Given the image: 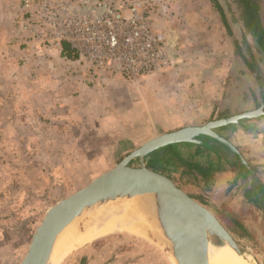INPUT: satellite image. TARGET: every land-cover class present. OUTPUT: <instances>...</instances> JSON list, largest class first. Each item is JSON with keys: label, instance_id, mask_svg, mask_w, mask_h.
Listing matches in <instances>:
<instances>
[{"label": "rangeland", "instance_id": "obj_1", "mask_svg": "<svg viewBox=\"0 0 264 264\" xmlns=\"http://www.w3.org/2000/svg\"><path fill=\"white\" fill-rule=\"evenodd\" d=\"M159 3L160 5L156 4V10L152 16V26L155 32L167 36L172 57L179 58L181 55V52H178V46H185L182 36L185 32L182 30H186L187 26L191 27L186 21L171 20L172 16L177 13L183 15L201 13L214 16L207 21L208 25L203 32L209 34L212 30H225L228 37L227 45L233 46L235 56L241 62L242 78L246 77L245 71H247L253 85L244 98L245 102L252 100L253 107L247 110L244 105L241 111L237 110L236 113L258 108L264 101L262 99L264 87L261 88L257 73L247 66L244 57L253 63L257 59L256 66L259 71L264 70V63L259 59L261 57L252 36L245 35L243 31L235 0H216V2L213 0H161ZM216 3L222 8L223 13L220 12ZM21 5L22 0H0V43L5 48L12 43L14 18L17 14L24 13ZM261 17L264 23V0H261ZM191 23L190 20L189 24ZM201 24L203 23L199 22L197 26ZM178 29L182 31L181 35L177 33ZM196 30L200 32V29L196 28ZM219 35L220 33L216 36ZM203 38L199 36L197 43H200ZM190 42H192L191 39ZM245 43L251 45V50H247ZM209 44L206 41L201 44L202 49L205 50L201 53L204 57L211 55L207 51L208 47H211ZM227 51L226 48L223 53L227 55ZM12 56L18 59V56ZM34 60L38 62L33 63ZM69 60L61 52L37 54L24 51L23 57L15 61L20 69L10 67L3 69L1 78L8 81V84L3 85L2 88H9L12 91L15 88L16 92H24L33 86L41 88L43 87L40 80L42 79L41 62L64 63L65 65L62 64L63 68L60 67V69L69 73L70 70L66 69ZM207 60L209 62L207 68H211L213 63L211 59ZM238 65L236 59V66L234 65L236 72ZM171 66L136 79L120 75L110 76V79L116 81L113 85L111 83L105 85L104 93L91 97L90 94L85 96L78 90L76 101L57 97L61 96V92L66 91L64 85L68 77L64 76L49 89L50 96L43 98L38 94V98L30 102L35 106L34 111L22 109L16 116L1 118L0 264H20L27 253L36 228L50 207L115 166L144 142L168 132L170 128L203 125L210 120L222 118L208 117L198 118V121L195 119L187 121V118L181 116H174L172 117L174 119H171L167 116L168 114L162 115L165 112V101L154 102V97L160 93H166V88L171 87L170 84H162L165 81L169 82L170 76L174 77L168 70ZM71 67L76 79H79L81 74L88 75L90 72L86 64H79L78 61H73ZM35 68H39L38 73ZM161 73L168 74L167 78L154 81L153 78ZM50 77L53 79L52 76ZM30 78H34V81H28ZM248 78L246 81L249 80ZM97 84L99 83L93 82L90 85L93 87ZM112 95L118 97L114 99L110 97ZM47 101L50 105L48 114L43 110V104ZM25 104L21 101L22 107ZM157 105L161 111L157 110ZM170 119L175 125L168 123ZM205 140L209 144H216L210 139ZM171 157L173 155L168 147H164L146 156L144 163L167 173L172 170L179 171L180 167L187 169L183 162L177 163ZM133 163L138 166L139 159L134 160ZM239 164H241L240 161ZM171 175L178 179L175 172ZM185 181L175 182L183 189H188ZM261 206L259 203L256 211L249 212L245 216V221H241V226H237L235 221H228L219 212L213 211L238 243L241 254L251 264H264V210ZM60 264H175V262L165 240L152 234L150 237H144L121 231L100 236L91 243L70 252Z\"/></svg>", "mask_w": 264, "mask_h": 264}, {"label": "crops", "instance_id": "obj_2", "mask_svg": "<svg viewBox=\"0 0 264 264\" xmlns=\"http://www.w3.org/2000/svg\"><path fill=\"white\" fill-rule=\"evenodd\" d=\"M22 15V13L17 14V17L13 20L14 30L11 45L5 48L0 43V120L3 116H16L22 109L34 111L35 106L30 102L37 99L38 94L42 95L43 98L44 96H50L51 91L49 89L64 76L68 77L66 79L67 83L64 85L67 92L63 91L61 92V96L57 97L59 99H72V101H76L78 98L76 94L78 90L85 96L90 94L91 97H94L95 94L101 95V93L105 92V85L107 86L109 83L113 85L115 83L116 80H112L110 77H103V79L97 82L99 83L97 86L92 87L93 82L90 81L87 74H81L79 79L74 77L75 73L71 67V63L74 60H69V65L66 67V69L70 70L69 73H66L64 70L63 72L60 69L64 63L42 61V67H40L42 69V72H40L42 76V79H40L41 85L48 89L33 86L27 88L24 92H16L15 88H13L15 91L9 90V88H2L3 85L8 84V81L6 82L1 78L3 69L9 67L11 69H20L18 63L17 68L15 61H19V58L23 57L24 51L37 54L53 53L39 51V49L31 45L24 44L23 36L26 34L20 26ZM172 17L171 20L173 19L175 22L186 21L191 27L187 26L186 30H182L185 32V34H182L185 46H178V52H181V55H179V58L173 57L171 65L174 64V66L170 65L171 68L168 69L174 77L170 76L169 82L165 81L162 83L170 84L171 87L166 88V93L163 92L154 97V102L165 101V112L162 115L166 116L168 114L167 116H170L171 119H174L172 118L174 116H181L182 118H187V121H190V119L198 121V118H218L235 115L237 114L236 111H241L244 105L247 110L252 108L253 101L249 100L245 102L244 100L245 95H247L253 86L251 80L248 78L250 74L245 71L246 77L242 78L240 72L241 62L236 58L233 46L230 45L228 47V37L225 30L216 29L215 31L212 30L209 34L203 32L208 25L207 21L210 17L214 16L201 13H193L191 15L177 13ZM190 20L192 21L191 24H189ZM199 22L203 24L197 26ZM196 28L200 29V32ZM182 31L178 29L177 33L181 35ZM219 33L220 35L216 36ZM199 36L204 38L201 39L200 43H197ZM190 39L192 42H190ZM205 41L211 44H209L211 47L207 49L208 53L211 54L209 57L201 55L205 51L202 49L201 44ZM226 48L228 50L227 55L223 53ZM12 55L18 56V59ZM207 59H211L213 63L211 68H207L209 63ZM236 59L237 63H239L237 72L235 71ZM35 62L38 61L34 60L33 63ZM35 69L36 73H38L39 68ZM167 76L168 74H157L153 80H162L167 78ZM247 78L249 79L248 81H246ZM33 79L30 78L28 81H34ZM159 85L161 84L159 83ZM174 87H176L175 91H173ZM110 97L115 99L118 96L114 97L112 95ZM21 101L26 103L23 105L25 108L22 107ZM48 101L43 104V110L46 114L50 111ZM58 108L60 107L58 106ZM157 110L161 111L160 108L158 109V105ZM171 119L168 123L175 125ZM159 121L161 122V120ZM173 130L176 129L170 128L168 132ZM219 133L240 150L248 167L244 166L241 162L239 164L236 156L219 143L210 144V148L205 145L199 146L183 143L171 145L168 149L173 155L171 159L177 163L183 162L182 164L187 169L180 167L179 171L172 170L170 173L165 171L160 172L168 175L177 183L186 180V188L188 189L184 190L194 199L204 204L210 210L219 212L228 221H235L237 226H241V221H245V216L249 212L256 211L259 203L262 205V210H264V117L229 125L221 128ZM172 172H175V176L178 179L172 177ZM185 173L186 176H184ZM189 189H191V192L187 191Z\"/></svg>", "mask_w": 264, "mask_h": 264}, {"label": "water", "instance_id": "obj_3", "mask_svg": "<svg viewBox=\"0 0 264 264\" xmlns=\"http://www.w3.org/2000/svg\"><path fill=\"white\" fill-rule=\"evenodd\" d=\"M261 117H264V101L254 110L210 120L203 125L185 126L144 142L115 166L50 207L36 228L20 264H45L56 236L85 209L119 198L133 199L147 195L151 196V214L154 219L151 234L167 242L175 264H209L203 245L205 223L214 225L232 248L241 254L238 243L213 211L194 199L171 177L147 166L144 158L175 144L189 143L210 148L205 140L210 139L223 145L248 167L240 150L219 130L239 124L242 120ZM136 159H139L138 166L133 163Z\"/></svg>", "mask_w": 264, "mask_h": 264}, {"label": "built area", "instance_id": "obj_4", "mask_svg": "<svg viewBox=\"0 0 264 264\" xmlns=\"http://www.w3.org/2000/svg\"><path fill=\"white\" fill-rule=\"evenodd\" d=\"M161 0H22L25 45L61 52L68 43L91 82L103 77L140 78L172 63L169 41L155 32L152 16Z\"/></svg>", "mask_w": 264, "mask_h": 264}, {"label": "bare ground", "instance_id": "obj_5", "mask_svg": "<svg viewBox=\"0 0 264 264\" xmlns=\"http://www.w3.org/2000/svg\"><path fill=\"white\" fill-rule=\"evenodd\" d=\"M150 197L119 198L85 209L56 236L45 264H60L70 252L100 236L115 232L126 231L150 237L154 227ZM203 233L209 264H251L243 254L232 248L211 223L204 224Z\"/></svg>", "mask_w": 264, "mask_h": 264}, {"label": "trees", "instance_id": "obj_6", "mask_svg": "<svg viewBox=\"0 0 264 264\" xmlns=\"http://www.w3.org/2000/svg\"><path fill=\"white\" fill-rule=\"evenodd\" d=\"M216 2V0H213ZM237 3L243 31L245 35L252 36L257 52L259 53L261 62L264 63V23L261 17V0H235ZM217 7L220 9V12L223 13L222 8L216 3ZM247 50H251V45L245 43ZM61 54L66 56L68 59L75 60L78 58V53L68 43H63ZM247 66L253 69V72L257 73V78L260 81L261 88L264 87V70L259 71L257 65V59L253 62H249L245 58ZM262 99L264 100V90L262 91Z\"/></svg>", "mask_w": 264, "mask_h": 264}]
</instances>
